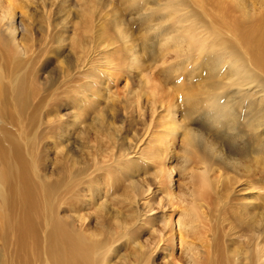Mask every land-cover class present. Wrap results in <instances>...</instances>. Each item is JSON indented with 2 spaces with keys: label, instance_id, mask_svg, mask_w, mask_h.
I'll return each instance as SVG.
<instances>
[{
  "label": "rangeland",
  "instance_id": "374dc122",
  "mask_svg": "<svg viewBox=\"0 0 264 264\" xmlns=\"http://www.w3.org/2000/svg\"><path fill=\"white\" fill-rule=\"evenodd\" d=\"M255 1L245 0L246 9L250 10ZM172 2L176 3V17L171 12V8L174 9ZM67 5L71 9L68 12L57 13L54 8L48 14L35 15L36 20L32 23L31 41L34 42L28 43L39 53L47 51L43 48L51 45L48 44L50 35L53 36L61 29L65 30L66 36L76 40L74 45L67 46L68 49L61 56L56 57L51 47L43 54L42 59L36 61L35 83L32 84H35L37 94L32 97L34 106L31 114L35 118L26 127L25 136L34 139L31 149L37 155L40 169L48 173L52 170L53 175L62 171L61 174L65 177L79 172L78 178H81L83 186H95L103 191L108 180L109 186L112 185L109 177L116 174L118 163L126 159L136 161L137 157L145 156V152L154 157L157 144L153 138L166 133L165 129L169 126L164 125V122L170 121L172 117L180 120V113L189 109L186 96L190 97L203 90L198 95L201 98L205 96L203 93L209 92L203 76L192 78L189 74L198 54L190 53L178 47L176 42L170 41L172 35L181 33L184 22L181 20L189 16L191 19H199L201 29H210L213 34L220 33L232 39V44L236 45L238 41L233 38L236 29H231L229 25L233 26L231 22L235 20L242 22L243 13L236 6L235 0H69ZM34 28L38 29L35 31ZM136 55L140 56V62L134 71L132 61ZM214 73L213 79L219 80L216 82L218 87L226 88V78L229 76L219 69ZM153 88L158 93L156 91L151 94ZM208 106V103H201L190 111L191 115L186 120V125L199 130L198 133L202 132V136L194 139L201 159L188 164L194 167L192 171L195 170V176L205 167L214 188L207 200L208 214L211 216L208 225L212 231L206 235L211 237L210 241L215 242L216 248L224 256L228 254L234 258L239 250V257L242 259L239 264H248L245 258L247 252L255 251L257 247L264 253V161L258 160L253 148L255 142L251 138V122H248L252 121L250 117L253 119V116L248 117L246 112L250 113L245 108L242 114L245 117L240 116L237 123L240 125L229 130L226 125L218 127L214 114L211 115L216 105ZM218 119L222 121L224 117ZM242 123L246 125L243 127ZM11 127L17 135L20 127ZM245 127L250 130L247 131ZM170 137L168 134V138ZM182 139L177 131V143L171 153L176 167L183 161V148L180 149ZM147 143L151 145L148 147ZM222 151L225 155L227 153V157ZM137 163L139 166L134 170L137 173L133 177L136 182L133 183L132 177L126 175V180L123 179L119 187L109 188L107 194L111 195L109 194L108 200H105L108 195H103V199L107 201L103 211L104 214L111 213L114 216L110 219L108 215V221L113 225L128 215L129 205L124 200L127 193H133L135 188L142 186L143 190L147 186L155 188L152 166L144 167L139 160ZM82 185L79 187L82 188ZM145 194L146 191L143 195ZM253 197L256 199L252 200ZM79 206L83 204L79 202L75 207ZM96 212L97 209H85L77 213L89 217L93 222ZM114 214L118 216L115 218ZM155 223L159 225L160 222L156 220ZM157 224L154 227L160 228ZM115 230L119 232L117 228ZM131 247H127L122 253L128 254L129 261L136 263V258L139 260L136 257L137 248L132 249L135 252L133 255Z\"/></svg>",
  "mask_w": 264,
  "mask_h": 264
},
{
  "label": "bare ground",
  "instance_id": "6f19581e",
  "mask_svg": "<svg viewBox=\"0 0 264 264\" xmlns=\"http://www.w3.org/2000/svg\"><path fill=\"white\" fill-rule=\"evenodd\" d=\"M68 1L0 0V264H133V261H129L128 254L122 253L130 246L133 255L135 252L132 249L138 250L136 257H139V260L136 258L134 264H239L242 260L239 250L237 257L236 254L234 258L228 254L224 256L223 252L216 248L215 242L210 241L211 237L206 235L212 231L208 225L210 215L207 200L210 199L213 187L205 167L195 176V170L192 171L194 167L188 164L201 159L194 139L202 136V132L200 134L199 130L190 128L186 125V120L191 115L190 111L201 103H208L209 106L215 104L216 107L212 108L214 113L211 115L214 114L218 127L226 125L228 129L234 130L240 116H244L242 114L246 108L252 114L246 112V115L253 116V119L250 117L252 121H248L251 122L249 124L252 130L249 132L255 142L253 148L259 157L258 160L264 161V0L253 2L250 10L246 9L245 0H235L236 6L243 13L242 22L235 20L234 23L231 22L233 26L228 24L231 29H236L233 36L238 41L236 45L232 44V39L220 33L213 34L210 29H201L199 19H191L189 16L181 20L184 21L181 33L172 35L170 41L176 42L178 47L190 53L198 54L189 74L192 78L203 76L209 92L203 93L205 96L201 98L198 95L203 90L190 97L186 96L189 109L180 113V120L172 117L169 123L164 122V125L169 126L165 129L166 133H160V137L153 138L157 144L156 148L152 147L156 151L153 152L154 157L147 152L144 153L145 156L137 157L144 167L152 166L155 188L147 186L146 190H143L142 186L133 188L132 194L127 193L124 200L129 205L128 215H125L124 219H118L115 225L108 221V215L110 219L114 216L111 213L104 214L103 211L106 209L105 200L111 195L107 193L110 187H119L126 175L133 179L137 173L134 170L139 166L137 160L126 159L121 163L117 162L116 174L108 176L112 185L109 186L108 180L107 187L100 191L101 189L95 186H83L81 178H78L79 172L65 177L60 170L61 175L55 173L56 176L51 173L52 170L50 173L42 168L41 170L37 164V155L35 156L31 149L34 139L25 136L26 127H29L35 118L31 114L34 106L32 97L37 94L35 84H32L35 83L36 61L42 59L43 54L52 48L56 57L61 56L66 48L68 49L67 46H71L76 40L66 36L65 30L61 29L53 36L50 35L48 44L51 45L43 48L47 51L39 53L28 43L32 42V23L35 22L36 16L48 14L54 8L57 13L68 12L71 10L68 9ZM171 4H174V9L171 8L174 16L176 3ZM17 10L19 12H16ZM38 28H34L35 31ZM139 57L136 55L132 61L134 71L139 67ZM218 69L229 76L226 78V88H219L216 83L219 80L213 79V74ZM156 89L153 88L151 94H155ZM221 117H224V120L218 119ZM242 124L244 127L245 123ZM14 125L20 127V130H17L18 136L11 127ZM177 131L183 138L179 144L184 153L181 157L183 164L179 167L173 164L171 155L177 143ZM150 143H147L148 147ZM152 144L154 146V143ZM225 156L227 157V153ZM104 164L106 166V163ZM132 182L136 181L133 179ZM79 185H82V188ZM145 191L146 194L143 195ZM106 194L108 196H105V199L103 195ZM255 199L256 197L252 198ZM79 202L83 206L75 207ZM117 208L121 209L120 206ZM85 209H97L93 222L89 217L77 213ZM123 210L120 212H124ZM114 215L116 218L117 214ZM156 220L160 222L159 225L155 223L160 228L154 227ZM247 253L246 257L242 258L245 257L248 264H253L254 261L256 264H264L262 250L256 247L255 251ZM253 256L255 259L252 260Z\"/></svg>",
  "mask_w": 264,
  "mask_h": 264
}]
</instances>
